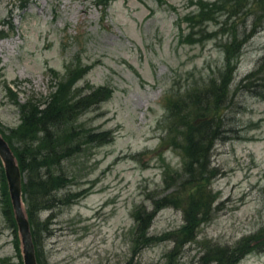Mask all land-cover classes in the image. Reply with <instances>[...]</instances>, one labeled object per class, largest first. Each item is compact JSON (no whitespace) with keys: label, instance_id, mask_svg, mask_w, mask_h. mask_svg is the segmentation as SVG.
<instances>
[{"label":"rangeland","instance_id":"obj_1","mask_svg":"<svg viewBox=\"0 0 264 264\" xmlns=\"http://www.w3.org/2000/svg\"><path fill=\"white\" fill-rule=\"evenodd\" d=\"M214 1L220 0H111L104 9L94 0H0L3 134L20 122L17 102L47 95L69 71L89 67L75 84L79 95L111 90L74 123L105 139L81 144L64 163L65 186L41 198L42 264H220L211 261L220 257L215 249L229 250L252 235L254 242L238 246L247 250L234 264H264V6L248 12L244 22L249 29L254 19V31L228 71L223 44L233 27L241 30L240 19L220 15V23L193 28L188 22L198 3ZM244 36L240 31L237 38ZM221 79L223 132L205 173L212 215L201 223L202 215L187 208L192 184L179 149L163 141L169 126L163 96L185 83L217 87ZM46 173L44 167L40 176ZM163 173L172 175V188ZM177 189L180 205L167 204L163 197ZM6 192L0 159V264H24ZM154 200L161 207L147 229L151 241L139 247L134 212L153 211Z\"/></svg>","mask_w":264,"mask_h":264},{"label":"trees","instance_id":"obj_2","mask_svg":"<svg viewBox=\"0 0 264 264\" xmlns=\"http://www.w3.org/2000/svg\"><path fill=\"white\" fill-rule=\"evenodd\" d=\"M94 1L104 9L111 2V0ZM248 1L233 0L232 2L231 0L230 5L224 0L210 3L200 2L196 12L188 17L191 28L195 26V23L204 25L206 21L210 20H216L220 23L217 20L220 15H224V18L226 16L227 20L232 17L240 19V31L245 36L239 41L237 36L240 31L233 27L234 30L230 33L228 43L223 44L225 67L228 71L235 68V63L231 65L232 60L237 56L242 42L254 31V19L250 20L249 29L246 26L247 21L246 24L244 22L246 18L247 20L249 18L250 13L248 14V12L251 9L260 10L264 6V0ZM222 26L227 28L225 23H221ZM204 32V30L201 31V33ZM181 34L182 32L178 35L180 40L182 39ZM88 70L89 67H84L69 71V74L61 80L55 79L54 89L47 95L41 93L39 97L29 96L24 102H17L20 122L17 126L8 128L6 134H3L4 129L0 124V133L8 141L15 154L21 172L27 175V180L23 184V201L26 205L25 210L31 225L36 258L39 264H42V261L38 245L36 212L41 198L49 195L53 189L65 186L68 175L64 163L73 154L82 151L81 144L105 139L103 134L99 132L94 133L91 130L86 131L83 126H74V123L89 107L106 100L111 94V90L103 86L87 94L79 95L76 92L75 84L78 78L85 72L87 73ZM223 81L221 79V82L217 83V87L214 84L209 87H200L185 83L184 87H179L178 93L175 94L169 90L163 96L165 116L169 118V126L163 141L179 149L183 166L188 173V183L189 185L192 184L186 194L187 208L193 214L200 213L202 215L201 223L209 220L212 215L210 209L212 196L207 189V174L205 173L208 172L210 149L214 141L220 138L223 132L220 130L222 117L219 102L221 94L227 91V84H224ZM214 87H216L215 93L213 92ZM188 106H191L188 109L191 110L190 112L186 109ZM44 167L47 169L45 177L40 176V171ZM51 167L58 168L60 173H51ZM177 175L176 181L180 177L179 174ZM171 177L172 175L167 176L163 173L162 180L168 189L172 188V185H169L171 183L169 178ZM177 192L178 189L174 191V194L165 195L163 200L167 204L179 206L182 197L177 195ZM8 196L6 192V206L9 211V219L12 222L14 221L13 211ZM153 207L151 212L142 213L141 210L134 212L135 234L139 247L142 241L144 244L151 241V238L147 237V229L161 204L154 200ZM195 216H193L194 221H199ZM254 236L242 238L234 247L228 248L229 250L215 249L220 257L210 256L211 261L220 264L236 263L239 255L244 254L247 250L240 251L238 246L243 242H254Z\"/></svg>","mask_w":264,"mask_h":264},{"label":"water","instance_id":"obj_3","mask_svg":"<svg viewBox=\"0 0 264 264\" xmlns=\"http://www.w3.org/2000/svg\"><path fill=\"white\" fill-rule=\"evenodd\" d=\"M0 159L3 163L7 181L8 195L17 225L22 249L24 264H39L36 258V249L32 238L31 225L24 209L23 177L17 158L8 141L0 133Z\"/></svg>","mask_w":264,"mask_h":264}]
</instances>
